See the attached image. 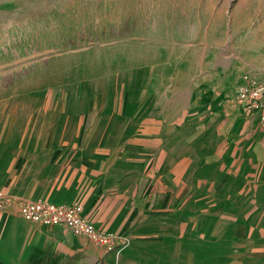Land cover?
I'll return each mask as SVG.
<instances>
[{
	"label": "crops",
	"instance_id": "crops-1",
	"mask_svg": "<svg viewBox=\"0 0 264 264\" xmlns=\"http://www.w3.org/2000/svg\"><path fill=\"white\" fill-rule=\"evenodd\" d=\"M238 4L248 23L209 22L177 66L131 60L83 116L10 127L0 264H264V122L235 100L244 74L264 79V0ZM26 199L82 202L128 242L107 252L28 221Z\"/></svg>",
	"mask_w": 264,
	"mask_h": 264
},
{
	"label": "rangeland",
	"instance_id": "rangeland-1",
	"mask_svg": "<svg viewBox=\"0 0 264 264\" xmlns=\"http://www.w3.org/2000/svg\"><path fill=\"white\" fill-rule=\"evenodd\" d=\"M238 1L0 0V143L13 126L83 116L131 60L177 66L209 22L248 23Z\"/></svg>",
	"mask_w": 264,
	"mask_h": 264
},
{
	"label": "built area",
	"instance_id": "built-area-1",
	"mask_svg": "<svg viewBox=\"0 0 264 264\" xmlns=\"http://www.w3.org/2000/svg\"><path fill=\"white\" fill-rule=\"evenodd\" d=\"M235 100L245 111L256 112L264 122V79L257 80L246 73L242 77ZM10 201L9 196L0 192V204ZM83 203L70 202L56 204L43 199H26L19 204V214L28 221L38 222L47 227L68 228L74 235H84L94 245L101 246L107 252H113L127 244L126 239L115 233H109L96 227L83 212Z\"/></svg>",
	"mask_w": 264,
	"mask_h": 264
}]
</instances>
